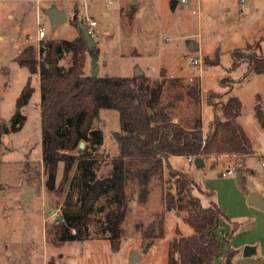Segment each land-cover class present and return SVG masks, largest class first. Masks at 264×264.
Wrapping results in <instances>:
<instances>
[{
	"label": "rangeland",
	"instance_id": "obj_1",
	"mask_svg": "<svg viewBox=\"0 0 264 264\" xmlns=\"http://www.w3.org/2000/svg\"><path fill=\"white\" fill-rule=\"evenodd\" d=\"M171 1L0 0V264H130L133 251L144 257L135 264H168V247L177 237L176 230L185 237L193 234L190 225L175 211L167 212L162 203L165 188L174 191V183L168 185L156 177L149 184L147 203L139 204L137 199L130 203L118 252L112 251L108 234L102 233L106 212L95 216L89 240L60 244L55 239L65 197L44 188L40 76L31 75L15 59L28 45L38 50L40 41L77 39L81 36L77 22L86 25L87 17L97 25L92 36L97 43L98 75L127 78L136 76L139 70L150 84L160 82L164 76L180 77L176 88L167 85L163 100L175 102L174 117L184 124L192 123L201 111L202 130L208 132L214 118V109L208 104L211 92L227 95L232 91L240 99L243 109L238 121L254 151L240 167L231 155L206 159L202 167L180 156L171 165L203 190L196 188L194 195L204 207L215 203L227 217L221 225L229 247L235 251L231 264H264V210L247 203L252 190H258L264 198V128L257 118L258 111L264 114V74L249 71L246 60L232 68L235 51L264 53V0H186V4L178 0L175 9ZM52 6L68 14V23L56 30L46 14ZM41 28L46 36L38 40ZM71 56L66 55L61 64L69 67ZM84 56L85 74L90 75L92 58L88 50ZM225 79L228 81L224 86L221 81ZM29 80L34 94L22 108L26 117L23 127L15 131L12 118L16 103ZM199 83L201 101L197 104L187 88ZM178 91L182 98L177 100ZM94 125L103 131L105 141L98 153L96 174L105 178L110 176L118 153L113 139L121 128L118 111L101 110ZM229 170L234 173L222 176ZM238 173L243 174L242 183ZM59 175L61 178V172ZM164 178H170L167 169ZM26 187L32 196L23 204ZM135 189L132 186L130 191ZM68 191L69 197L77 200L76 189ZM157 216L165 218V235L146 250L136 225L148 226ZM248 246L256 247V254L245 257ZM215 264L222 261L216 259Z\"/></svg>",
	"mask_w": 264,
	"mask_h": 264
},
{
	"label": "trees",
	"instance_id": "obj_2",
	"mask_svg": "<svg viewBox=\"0 0 264 264\" xmlns=\"http://www.w3.org/2000/svg\"><path fill=\"white\" fill-rule=\"evenodd\" d=\"M79 29L81 36L73 41H40L38 50L28 45L15 59L31 75L40 76L44 188L65 197L55 239L60 244L89 240L95 216L106 212L102 233L108 234L106 239L111 242L112 251L118 252L130 203L137 199L139 204H146L149 184L159 177L162 183H174V191L165 188L163 192L166 211H175L193 230L186 237L176 230L177 237L172 238L168 247V264H215L221 258H226L225 264H231L235 251L229 247L221 225L227 217L217 204H201L194 190H203L186 173L174 169L170 159L182 156L205 161L231 155L240 167L242 160L254 152L250 137L238 121L243 109L240 99L232 91L227 95L211 92L208 104L214 109V118L207 133L202 130L201 111L192 123L175 122V102L164 103L163 99L167 85L176 88L180 77L164 76L160 82L150 84L143 76L93 77V68L86 75L84 53L88 48ZM94 53L98 56L96 48ZM68 54L72 55L71 64L65 67L61 61ZM232 55V68L246 60L249 71L264 74V53L238 50ZM227 81L222 80L221 84L225 86ZM187 89L193 102L200 104V83ZM33 94L29 80L17 100L12 130L23 127L26 117L22 108L29 104ZM181 98V92L177 93L176 99ZM103 109L118 111L121 128L113 134L118 153L113 158L110 176L99 178L98 153L105 141L103 131L94 123ZM257 118L264 128L262 111H258ZM81 142L85 143L83 149ZM165 169L169 172L168 180L164 178ZM132 186L136 189L131 192ZM71 187L77 191V200L69 197ZM136 231L148 250L156 240L164 238L165 218L157 216L148 226L137 224Z\"/></svg>",
	"mask_w": 264,
	"mask_h": 264
},
{
	"label": "water",
	"instance_id": "obj_3",
	"mask_svg": "<svg viewBox=\"0 0 264 264\" xmlns=\"http://www.w3.org/2000/svg\"><path fill=\"white\" fill-rule=\"evenodd\" d=\"M178 4V0H172L171 1V7L173 9L176 8V5ZM46 14L49 17L51 26H53V30H56L61 24H67L68 23V14L66 12V10L64 9H57L55 6H52L49 9H46ZM77 18V13L74 16V20H76ZM78 26L81 28L82 32H83V37H84V41L87 43V48L89 50V56L90 58H92V64L91 67L93 68V73L92 76L93 77H97L98 72H99V68H98V60L99 58L97 57V55L94 53V49L97 47V43L94 41V38L91 34V32L89 31V29L86 27V25H84V23L82 21H78L77 22ZM195 48L194 42L191 43L190 45V49L193 51ZM0 67H1V63H0ZM139 71V70H138ZM136 71V76H142L143 74L141 72ZM85 146L84 142H81L80 144V148L83 149ZM204 160L202 158H196L194 164L197 167H202L204 165ZM242 173H238L237 174V179L239 181V183H242ZM32 196V192L31 189L29 187L25 188L24 194L22 195V199H23V204H26L29 201V198ZM247 203L251 204L253 206H255L256 208L260 209V210H264V199L259 195L258 192H250L248 194L247 197ZM61 220V217H58V221ZM244 255L245 257L248 256H252L255 253V248L248 246L247 248H245L244 250ZM131 260H130V264H135L136 262L142 260L144 257L142 256V254L138 251H133L131 254Z\"/></svg>",
	"mask_w": 264,
	"mask_h": 264
},
{
	"label": "built area",
	"instance_id": "obj_4",
	"mask_svg": "<svg viewBox=\"0 0 264 264\" xmlns=\"http://www.w3.org/2000/svg\"><path fill=\"white\" fill-rule=\"evenodd\" d=\"M181 2L184 3V4L187 3L186 0H181ZM241 2H243V0H241ZM86 25H87V28L89 29V31L91 32V34H92L93 27L97 26L96 25V22L94 20L91 21L88 17L86 18ZM45 36H46L45 29L44 28L39 29V32H38V40H43ZM195 63L197 64L198 61L196 60ZM189 161L191 163H194L195 162V159L194 158H189ZM262 165L264 166V162L262 163ZM233 173H234L233 171L229 170V172L227 174H223V176L229 177Z\"/></svg>",
	"mask_w": 264,
	"mask_h": 264
},
{
	"label": "crops",
	"instance_id": "obj_5",
	"mask_svg": "<svg viewBox=\"0 0 264 264\" xmlns=\"http://www.w3.org/2000/svg\"><path fill=\"white\" fill-rule=\"evenodd\" d=\"M209 18L211 19V16H209L208 19H209ZM170 78H173V77H170ZM177 121H178V119L175 117V122H177ZM229 156H230V155H229ZM229 156H222L221 158H225V157H229ZM179 157H180V156H179ZM179 157H172V158L170 159V163L172 162L173 159H178ZM171 166H172V165H171ZM222 176H223V175H222ZM254 191L259 193L258 190H252V191H250V192H254ZM259 195H260V193H259ZM247 196H248V195H247ZM260 196H261V195H260ZM261 197H262V196H261ZM262 198H263V197H262ZM263 199H264V198H263ZM157 241H159V240H156L155 243H156ZM155 243H154V244H155ZM154 244H153V245H154ZM251 247H253V246H251ZM254 248H255V253H256V250H257V249H256V247H254ZM220 260L222 261V264H225V262H224L225 258H221Z\"/></svg>",
	"mask_w": 264,
	"mask_h": 264
}]
</instances>
